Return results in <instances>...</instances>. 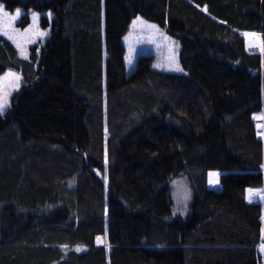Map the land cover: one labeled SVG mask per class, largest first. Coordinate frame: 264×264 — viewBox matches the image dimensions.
I'll use <instances>...</instances> for the list:
<instances>
[{"label":"trees","instance_id":"obj_1","mask_svg":"<svg viewBox=\"0 0 264 264\" xmlns=\"http://www.w3.org/2000/svg\"><path fill=\"white\" fill-rule=\"evenodd\" d=\"M0 2L23 27L52 14L28 59L0 35V74L25 80L0 116V264H264L263 205L247 200L264 185V0ZM138 16L180 41L184 73L149 54L128 72Z\"/></svg>","mask_w":264,"mask_h":264},{"label":"rangeland","instance_id":"obj_2","mask_svg":"<svg viewBox=\"0 0 264 264\" xmlns=\"http://www.w3.org/2000/svg\"><path fill=\"white\" fill-rule=\"evenodd\" d=\"M105 2V0H103ZM3 11L0 12V35L5 39L11 41V43L17 48L18 54L21 58L28 59L30 55V48L36 46L38 49L43 46L50 35V28L46 29L41 26V16H47L50 19L52 14L49 12L38 13L30 11V23L23 27L20 25L22 17L25 12L22 9H16L13 12L5 9L3 3L0 2ZM19 10V15H17ZM4 13H7L5 16ZM155 25V27H151ZM258 39L259 50L262 51L261 35L256 36ZM122 43L125 46V64L128 72H132L136 61L140 55L149 54L153 56V67L164 72L184 73V69L180 62V41L170 35L165 28H162L158 24L145 19L142 16L136 17L129 25L128 32L123 36ZM39 49V50H40ZM107 52L105 48L104 52V65L106 68ZM177 68L183 69V71L176 70ZM11 73L12 75H9ZM17 77L19 79L17 80ZM106 73L104 75V82ZM25 82L22 74L16 70L8 69L4 73L0 74V98L7 100V106L3 116L7 110L11 107L13 96L20 90ZM258 120H263L262 115H256ZM262 123L259 124V129H262ZM262 128H261V127ZM263 130V129H262ZM220 171H212L208 174V184L214 186L213 180L216 179L220 183ZM172 199L174 202L175 213L185 215L188 212L189 202L191 200V191L187 181L181 177L172 181ZM220 187V184L217 188ZM216 188V187H215ZM260 197L255 201L260 202L263 205L264 211V185L258 187L255 190ZM248 196V192H247ZM263 232H264V212H263ZM100 244H104L108 247L107 237H102L98 241ZM264 245V241L263 244ZM261 245V246H262ZM260 246V249L264 255V248ZM67 251H86V246L65 247ZM79 249V250H77Z\"/></svg>","mask_w":264,"mask_h":264},{"label":"snow or ice","instance_id":"obj_3","mask_svg":"<svg viewBox=\"0 0 264 264\" xmlns=\"http://www.w3.org/2000/svg\"><path fill=\"white\" fill-rule=\"evenodd\" d=\"M2 11H3V8H2V6H0V12H2ZM4 15L6 16L7 13H4ZM17 15H19V10H17ZM151 27L154 28L155 25H152ZM246 35H248V34H246ZM176 70L183 71V69H179V68H177ZM9 75H12V74L9 73ZM18 79H19V77H17V80ZM6 106H7V100L5 98H0V114H3V112L6 109ZM261 247L264 248V245H262ZM77 250H79V249H77Z\"/></svg>","mask_w":264,"mask_h":264},{"label":"bare ground","instance_id":"obj_4","mask_svg":"<svg viewBox=\"0 0 264 264\" xmlns=\"http://www.w3.org/2000/svg\"><path fill=\"white\" fill-rule=\"evenodd\" d=\"M260 127H261V126H260ZM262 127H263V125H262ZM262 127H261V128H262ZM262 129H263V128H262ZM262 129H260V130H262ZM213 184L217 185V180H216V179L213 180ZM255 190H256V189L254 188V189H251V190L249 191V198H250V199L255 200V199H257L258 197H260V194H258Z\"/></svg>","mask_w":264,"mask_h":264},{"label":"crops","instance_id":"obj_5","mask_svg":"<svg viewBox=\"0 0 264 264\" xmlns=\"http://www.w3.org/2000/svg\"><path fill=\"white\" fill-rule=\"evenodd\" d=\"M219 184H220V183L217 182V185H214V186L210 185V186L213 187V188H215V187L217 188V186H218ZM251 189H254V188H249V189L247 190V192H248L247 200H248L249 202H253V203H260V202H258V201H255L256 199L253 200V199H250V198H249V191H250ZM255 189H257V188H255Z\"/></svg>","mask_w":264,"mask_h":264}]
</instances>
